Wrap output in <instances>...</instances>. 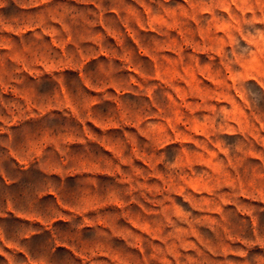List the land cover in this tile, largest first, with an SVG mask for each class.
<instances>
[{"label": "rangeland", "instance_id": "374dc122", "mask_svg": "<svg viewBox=\"0 0 264 264\" xmlns=\"http://www.w3.org/2000/svg\"><path fill=\"white\" fill-rule=\"evenodd\" d=\"M0 264H264V0H0Z\"/></svg>", "mask_w": 264, "mask_h": 264}, {"label": "crops", "instance_id": "0c3cea01", "mask_svg": "<svg viewBox=\"0 0 264 264\" xmlns=\"http://www.w3.org/2000/svg\"><path fill=\"white\" fill-rule=\"evenodd\" d=\"M0 243H1V245H4L5 247L6 246H9L5 241H3L1 238H0Z\"/></svg>", "mask_w": 264, "mask_h": 264}]
</instances>
